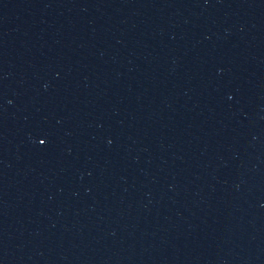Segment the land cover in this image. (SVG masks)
Here are the masks:
<instances>
[{"label": "water", "instance_id": "water-1", "mask_svg": "<svg viewBox=\"0 0 264 264\" xmlns=\"http://www.w3.org/2000/svg\"><path fill=\"white\" fill-rule=\"evenodd\" d=\"M0 264H264V0H0Z\"/></svg>", "mask_w": 264, "mask_h": 264}]
</instances>
